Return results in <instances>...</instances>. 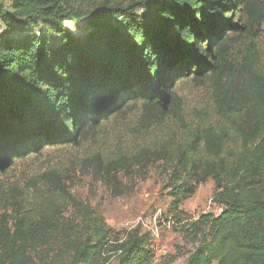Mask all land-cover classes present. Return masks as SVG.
<instances>
[{
    "label": "trees",
    "instance_id": "16d2710c",
    "mask_svg": "<svg viewBox=\"0 0 264 264\" xmlns=\"http://www.w3.org/2000/svg\"><path fill=\"white\" fill-rule=\"evenodd\" d=\"M263 25L264 0L0 3V264H53L55 235L60 264H154L146 234L107 230L58 169L2 182L17 163L100 131L106 149L85 167L120 189L121 173L162 164L174 222L214 181L223 210L189 224L197 247L186 264H264V70L249 39ZM188 83L210 93L189 113ZM70 206L82 221L64 224Z\"/></svg>",
    "mask_w": 264,
    "mask_h": 264
},
{
    "label": "rangeland",
    "instance_id": "374dc122",
    "mask_svg": "<svg viewBox=\"0 0 264 264\" xmlns=\"http://www.w3.org/2000/svg\"><path fill=\"white\" fill-rule=\"evenodd\" d=\"M101 1L103 0H96V3ZM0 3L5 5L8 0H1ZM64 26L73 35L79 36L78 27L69 23ZM48 37L53 45L58 44L59 40L54 33L50 32ZM249 39L254 44V55L259 60V69L264 70V25L259 37H249ZM241 50L243 51L242 48L234 49V52L240 55L239 61L245 57ZM244 52L247 54L248 49L244 48ZM209 94L206 86L196 87L192 83L183 85L179 89V95L184 100L188 113L204 106ZM135 117L130 115L125 122L129 121L128 125L132 126ZM105 131L109 135L115 134L111 126H107ZM105 137L106 134L100 131L78 147L48 150L38 157L28 158L17 163L2 177V182L24 185L38 178L44 171L58 169L65 176L75 200L89 207L93 214L103 221L107 230L118 233L121 237L133 230L146 234L148 243L155 253L154 264H186L188 257L197 247V238L189 234V224L197 222L202 215L218 216L223 210L214 202L216 193L214 181L208 180L197 188L196 194L181 206L185 218L183 217L180 223L174 222L170 213L172 200L167 188L166 170L162 164L150 166L146 171L135 169L136 172L131 174L121 173L120 189L100 182L94 176L93 169L85 167L83 161L94 153H100L106 149L103 146ZM107 148L109 149L110 146ZM65 211L64 224L82 221L81 213L73 207L70 206ZM52 242L55 243L54 250L49 253L48 258H53V264H60L55 260L59 249V240L56 235ZM43 250L39 257L48 256V253H43ZM110 264L117 263L112 260Z\"/></svg>",
    "mask_w": 264,
    "mask_h": 264
},
{
    "label": "built area",
    "instance_id": "2783aa9c",
    "mask_svg": "<svg viewBox=\"0 0 264 264\" xmlns=\"http://www.w3.org/2000/svg\"><path fill=\"white\" fill-rule=\"evenodd\" d=\"M0 32H1V29H0Z\"/></svg>",
    "mask_w": 264,
    "mask_h": 264
}]
</instances>
